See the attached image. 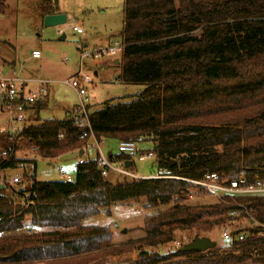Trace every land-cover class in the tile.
<instances>
[{"label": "trees", "instance_id": "obj_1", "mask_svg": "<svg viewBox=\"0 0 264 264\" xmlns=\"http://www.w3.org/2000/svg\"><path fill=\"white\" fill-rule=\"evenodd\" d=\"M8 1L0 0V15ZM59 12V0H42L43 17ZM120 35L123 80L144 89L89 113L90 128L77 125L74 111L62 119H42L47 96L32 105L37 109L32 121L16 138L0 135L9 151L0 158V171L36 163L16 155L19 141L54 160L85 153L92 132L99 142L152 141L159 177L113 184L105 179L106 166L96 150V157L77 163L71 181L32 175L25 188L10 194L4 183L0 264L55 259L106 264L124 246L139 250L131 264H244L254 255L264 264V237L257 236L232 241L225 250L182 252L181 245L161 255L142 248L174 240L175 230L193 232L191 240L208 236L214 227L241 219L230 214L234 209L264 223V195L223 193L215 203L187 204L192 189L201 186L176 178L203 180L215 173L220 180L246 179L247 184L264 180V0H124ZM107 157L124 164L132 160L118 149ZM140 198L155 214L146 219L148 233L139 245H114L109 227L83 225L102 209L109 212L114 204Z\"/></svg>", "mask_w": 264, "mask_h": 264}, {"label": "rangeland", "instance_id": "obj_2", "mask_svg": "<svg viewBox=\"0 0 264 264\" xmlns=\"http://www.w3.org/2000/svg\"><path fill=\"white\" fill-rule=\"evenodd\" d=\"M61 13L67 20L58 26H46L42 16V0H9L4 14L0 15V69L6 75L9 69L3 66L4 62H16V73L26 77L45 78L48 83V105L41 110L42 119H62L80 104L78 92L68 80L77 75H88L90 80L85 81L88 94V111L91 113L103 106L106 101L128 100L129 96L142 91L145 87L141 83L125 82L122 77V55L118 57H102L99 59L84 58L81 60V50L89 52L99 46H107L120 41L121 31L124 27V0H59ZM83 28L84 34L73 30V26ZM65 34L64 38L62 35ZM38 49L41 58L33 59L32 51ZM119 59V63H115ZM7 69V70H6ZM8 114L1 111L0 107V135L2 129L11 128ZM86 145L85 153L72 152L54 160H48L35 155L32 144L25 141L17 142L18 157L32 158L36 163L22 164L21 166L0 171L1 181L7 184L6 193L12 190L25 188L29 183V177L35 175L37 180L56 181L66 179V175L75 176L76 165L88 157L97 155L96 149ZM119 143V142H118ZM118 143L108 140L101 146L103 153L109 156V152L117 153ZM139 153L133 160L132 167L128 171L138 175L136 177L119 173L113 169L105 172V179L113 184L123 183L138 177L159 176L155 155L154 143L146 141L137 143ZM89 150V152H88ZM7 146L0 141V158L8 157ZM140 157L142 159H140ZM114 167H123L125 164L119 160H113ZM36 165V167H35ZM14 177L21 179L20 183L11 184ZM187 204H211L218 201L206 189L199 187L192 189L186 198ZM145 198L119 202L110 207L108 212L102 209L98 215L90 216L83 221L85 226H106L112 231L111 242L114 245H126L129 241H135L147 235L145 227L146 219L155 214L147 206ZM168 207V206H167ZM162 207L159 210H165ZM222 215V214H221ZM218 216H211L214 219ZM224 222L207 235L216 241V248L225 250L230 247V242L223 239L221 232ZM239 229L249 228V221H232ZM25 227L22 231H28ZM195 233V231H194ZM174 240L159 246H146L142 248L150 253L170 254L177 249V243L182 245L189 243L193 232L187 230H175ZM201 236V235H200ZM124 252L118 256L108 258L106 264H131L137 257L136 248L124 246ZM129 249V250H128ZM73 259L47 260L36 264H72ZM246 264V263H244Z\"/></svg>", "mask_w": 264, "mask_h": 264}, {"label": "built area", "instance_id": "obj_3", "mask_svg": "<svg viewBox=\"0 0 264 264\" xmlns=\"http://www.w3.org/2000/svg\"><path fill=\"white\" fill-rule=\"evenodd\" d=\"M73 30L79 34H84V30L82 27L78 25L73 26ZM124 43L117 41L115 43H111L107 46H99L95 50L89 52L87 49L81 50V60L84 58H102V57H118L123 54L124 51ZM33 58H40L41 52L39 50L32 51ZM90 78L88 75H81L79 72L77 75L71 77L68 82L69 84L76 89L79 95L80 104L75 108L76 114H79V122L78 126L81 124H85L90 128L89 123V111H88V94L87 88L85 87V81H89ZM48 83L49 81L43 78L30 79V80H22L18 77H8L3 75L2 71H0V107L1 111L8 114V119L11 122V128L2 129L1 132L6 131L9 135L10 139H14L17 135L23 130V128L27 127L32 121V117L36 112V108L32 105L44 100L48 96ZM27 104V106H26ZM89 147L92 149H96L101 153L102 164L106 166V171L108 169H113L119 173H124L128 175H132L134 177L138 176L132 174L128 171L126 166L123 167H114L112 161L103 153L101 146L104 141L99 142L93 136L91 132ZM119 152H124L133 160L135 156L139 153L137 143L133 141H121L118 145ZM140 159H142L140 157ZM159 177V176H154ZM193 184L199 185L206 189L211 195L214 197L220 198L223 193L228 194H249V195H264V180H257L252 184H247L246 179L229 181L228 179L220 180L219 176L215 173H209L203 180H192L182 177H176ZM73 179L72 176L66 175V180L71 181ZM2 182V181H1ZM21 179L18 177H14L11 180V184L20 183ZM3 183V182H2ZM234 217H240L247 219L249 221V228L247 229H239L236 225L229 221L223 226V230L221 235L223 239L227 242L232 241H243L248 237H264V223L254 222L250 216L241 217L240 211L234 209L231 213ZM249 214V213H248ZM250 215V214H249ZM240 219V220H241ZM233 221H237L233 220ZM3 236V233L0 232V237ZM182 243H177V246L180 247ZM256 255L248 258L244 263L246 264H257L255 259ZM228 264V263H221ZM233 264V263H231ZM241 264V263H235Z\"/></svg>", "mask_w": 264, "mask_h": 264}, {"label": "water", "instance_id": "obj_4", "mask_svg": "<svg viewBox=\"0 0 264 264\" xmlns=\"http://www.w3.org/2000/svg\"><path fill=\"white\" fill-rule=\"evenodd\" d=\"M67 20V17L64 13H56V14H47L44 16V23L46 26H58L64 24ZM64 34L62 38H64ZM115 63H119V59H115ZM132 164V160H129L125 163L127 168ZM4 183L1 182L0 177V189L4 188ZM217 246L216 241L211 239L209 236H198L196 235L192 241L184 244L181 247L182 252H190V251H206L210 248H215Z\"/></svg>", "mask_w": 264, "mask_h": 264}, {"label": "crops", "instance_id": "obj_5", "mask_svg": "<svg viewBox=\"0 0 264 264\" xmlns=\"http://www.w3.org/2000/svg\"><path fill=\"white\" fill-rule=\"evenodd\" d=\"M59 8H60V5H59ZM61 12L62 11L60 8L59 13H61ZM35 50H38V49H35ZM33 59H39V58H33ZM3 66H5V68L9 69L6 73V76H8V77H18L19 79H22V80H30V79H37L38 78V77H26V76H22V75L17 74L16 73V66H17L16 62H4ZM0 71H2V73H3V69H0ZM43 79H45V78H43ZM145 177H149V176H145Z\"/></svg>", "mask_w": 264, "mask_h": 264}]
</instances>
